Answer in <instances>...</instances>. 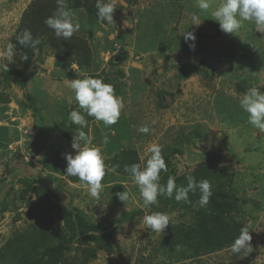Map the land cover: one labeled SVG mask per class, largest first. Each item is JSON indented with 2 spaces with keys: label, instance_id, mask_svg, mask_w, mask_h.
<instances>
[{
  "label": "rangeland",
  "instance_id": "1",
  "mask_svg": "<svg viewBox=\"0 0 264 264\" xmlns=\"http://www.w3.org/2000/svg\"><path fill=\"white\" fill-rule=\"evenodd\" d=\"M36 1L0 0V53L9 43L16 44L22 25L30 23L38 11ZM218 2L213 0V6ZM95 3L68 0L80 30L65 41L48 27L31 67L23 74L25 89L11 75L26 61L20 58L18 45L12 62L0 56V64L8 67V71L0 69V250L10 241L14 244L6 249L8 257L21 260L18 255L30 247L43 250L63 242L54 264H264V132L248 123L237 100L249 87L264 91V33L250 22L237 35L224 33L211 11L198 8L197 0H113L114 24L102 26ZM40 4L46 8L40 16L43 20L57 7L56 0H40ZM193 14L199 16V25H191ZM185 32L194 33V48L192 41H185ZM83 41L90 49L85 57L68 48ZM180 71L187 77L182 78ZM85 76L102 77L118 94L125 92L121 97L127 107L115 127L106 128L93 117H85L91 122L87 134L100 147L105 164L119 166L104 177L99 200L88 195L78 178L65 175V155L75 156L77 150L57 126H71L69 113L77 107L67 81ZM160 92L172 96L165 103L159 99ZM26 94L41 110V124ZM28 115L33 118L30 125L19 128ZM142 124L151 128L149 134L137 132ZM105 136L107 144L102 142ZM152 143L163 146L168 167L167 173L161 172V184L173 176L178 187L186 186L182 178L199 165L207 166L213 153L226 157L208 181L212 193L236 195L235 209L229 215L240 217L248 229L250 252L233 253L226 246L182 258L180 252L188 253L190 248L180 242L179 233L171 235L196 223L199 197H193L191 204L158 197L159 205L151 211L169 214L172 223L161 234L144 228L143 216L149 210L142 207L130 174L120 167L127 159L130 164L141 163ZM173 149L175 158L168 160ZM127 152L131 153L128 157ZM45 177L67 194L64 200L42 193L38 186ZM123 191L129 193L127 202L116 195ZM41 203L51 214V225L44 223L43 213L35 217L30 213V208ZM70 209L82 210L93 223L115 225V230L102 241L85 240L74 234L67 216ZM131 211L138 212L131 219L122 217Z\"/></svg>",
  "mask_w": 264,
  "mask_h": 264
},
{
  "label": "clouds",
  "instance_id": "2",
  "mask_svg": "<svg viewBox=\"0 0 264 264\" xmlns=\"http://www.w3.org/2000/svg\"><path fill=\"white\" fill-rule=\"evenodd\" d=\"M56 10L48 16L44 23L54 31L57 38L68 41L80 30V22L75 12L68 7V0H56ZM198 8L202 12L211 11L212 19L219 22L221 31L237 35L245 22L255 25V30L264 33V0H219L213 6V0H197ZM96 15L102 26L114 24L113 13L116 9L113 0H96ZM193 23L199 25L201 22L197 14L191 16ZM185 41H192L190 47L194 48L195 35L192 32L183 33ZM42 43L40 37H33L30 30L25 29L16 37V44L23 48L38 49ZM16 44L9 43L5 52L0 53L8 62L13 61L16 55ZM22 60L28 56L20 53ZM0 69L8 71L7 64H0ZM67 86L73 93L77 107L70 111L69 120L80 128L76 131L78 135L73 137L72 148L77 150L76 155L66 154L67 167L65 175L77 177L88 195L99 200L100 193L104 189L102 183L106 174L115 173L118 165L108 167L100 147L92 143V137L82 129L88 126L86 116L93 117L95 121L102 122L104 127L110 128L116 124L124 108L122 97L116 95L112 83L104 82L102 77L85 76L84 78L69 79ZM238 104L243 112L247 113L248 123L260 132H264V91L258 87H249L242 94L237 96ZM137 132L149 134L151 128L147 124L137 127ZM102 142L107 144V136ZM163 146L152 143L145 149L141 163L125 165L124 171L130 174L132 182L138 186L142 207L147 209L143 216L144 228L151 232L161 234L172 223V218L167 213L151 211L153 205H159L158 197L164 196L168 199H175L176 202L192 203L189 193L193 195L199 192L198 206L207 207L212 196V185L207 179L199 181L188 174L186 186H177L175 177L169 176L166 184L160 183L161 172L167 173L168 167L162 155ZM145 157H147L145 159ZM119 200L127 202L129 193L123 191L116 194ZM252 237L246 227H242L238 237L229 245L233 253H248L251 251ZM180 245L176 246L179 251Z\"/></svg>",
  "mask_w": 264,
  "mask_h": 264
},
{
  "label": "trees",
  "instance_id": "3",
  "mask_svg": "<svg viewBox=\"0 0 264 264\" xmlns=\"http://www.w3.org/2000/svg\"><path fill=\"white\" fill-rule=\"evenodd\" d=\"M34 6L38 7V11L34 12V15H32L30 23L28 20V23H25L22 25L19 34L23 32V30L28 29L31 30V33L33 37H40L41 39L43 36H45L46 32L48 31V27L44 23V20L40 17L42 13L45 14L46 8H42V4H40V0L34 2ZM29 13V11H28ZM27 13V14H28ZM36 31H40V35L38 36L36 34ZM18 34V35H19ZM43 35V36H42ZM73 43V42H71ZM59 44V43H56ZM18 45V44H17ZM21 52H24L28 59L25 61V65L20 70H14L11 72V75H14L18 84L25 89L26 88V81L23 77V74L28 70V68L31 67L33 62V55L37 51H33L32 53L28 52L31 50V48H23L22 46L18 45ZM76 47V48H74ZM69 49L76 50V53H80L82 56H87L90 53V49L88 44H85L83 41L82 43H79L77 45L75 44H69ZM115 62L114 59H112L111 63ZM181 77L185 78L187 75L183 73V71H180ZM118 89L116 91V94H118ZM168 93H159L160 100H164L163 96ZM172 96V94H170ZM26 98L29 102V106L32 109L34 116L36 117V121L38 124H41L43 121L40 109L36 106L34 103V99L26 94ZM164 102V101H163ZM166 103V102H165ZM161 105H163L161 103ZM164 106V105H163ZM70 109V108H69ZM59 129H61L64 134L69 137V139L73 140V137L78 135L76 132L79 127H77L74 124H71V126H65L63 123H59L57 125ZM84 132L87 130L84 129ZM195 138H197L195 136ZM131 154L127 152L125 155ZM176 154V150L173 149L169 156H167L168 160L174 159ZM130 155H127V157ZM137 161H133L131 164H134ZM130 164V159L125 160L121 164V170L125 168V165ZM130 164V165H131ZM215 169L208 168L205 165H199L197 171L192 173L197 181L201 179H208V177L215 173ZM219 177V176H218ZM72 179H77V177H72ZM40 182V181H39ZM182 182L187 183L186 178H182ZM39 189L42 191V193L48 197L49 199H53L51 195L44 192L40 185L38 186ZM199 192L197 191L196 194L189 193L190 200L192 201L193 197H199ZM161 198H165L164 196H161ZM237 201V197L234 193H227V192H219L214 191L210 198L209 204L207 207H198V218L196 219V223L193 226H188L186 230H177L172 233L171 236H174V234H178V238L180 239V242L183 244H187L190 248V252L185 253L184 251L180 252V255L182 258H186L188 256H198L203 253H210L213 251H217L218 249H221L223 247L231 245L236 236V231L240 230L242 226V219L238 216H230L229 212H231L233 209H235V204ZM191 204V203H189ZM69 213H67L68 218L70 219L74 234L78 235L80 234L82 238L85 240L91 241V242H99L106 238H108L112 232L115 230V225H107L103 226L102 224L93 223L90 221L84 212L80 209H70L68 210ZM138 211H131L126 212L122 215V217L126 219L133 218ZM30 213L32 216H37L38 213H43L45 215V224L51 225L53 222V219L51 217L50 212L48 209H46V204L41 203L38 208H30ZM77 227V229H76ZM10 242V241H9ZM7 243L4 245V247L0 250V264H54L58 259L59 255L62 253V247L64 246L63 242L56 246L52 247H46L43 250H34V248L30 247L27 251H21V253L18 255L21 260L19 259H13L12 257H8L9 254L6 249H9L10 246H13L14 243ZM24 247L21 249L23 250ZM10 258V259H9ZM55 258V260H54ZM189 258V257H188ZM49 260L52 262L49 263ZM54 260V261H53Z\"/></svg>",
  "mask_w": 264,
  "mask_h": 264
},
{
  "label": "water",
  "instance_id": "4",
  "mask_svg": "<svg viewBox=\"0 0 264 264\" xmlns=\"http://www.w3.org/2000/svg\"><path fill=\"white\" fill-rule=\"evenodd\" d=\"M123 54L125 53L123 52ZM69 75H72V73H69ZM225 161H226L225 156H219L216 153H213L211 158L206 161V165L211 169H217L219 165ZM39 185L44 192L51 195V197H53L57 201H62L67 196V194L64 191L54 187L51 179L48 177L41 179Z\"/></svg>",
  "mask_w": 264,
  "mask_h": 264
},
{
  "label": "crops",
  "instance_id": "5",
  "mask_svg": "<svg viewBox=\"0 0 264 264\" xmlns=\"http://www.w3.org/2000/svg\"><path fill=\"white\" fill-rule=\"evenodd\" d=\"M144 81V80H143ZM22 88V87H21ZM131 94H132V96H134L135 95V92L134 91H132V92H130ZM123 94H125V92H122V94L121 93H119L118 95H120V97L121 96H123ZM136 94L138 95V91L136 92ZM141 97V96H140ZM160 99V98H159ZM140 100V99H139ZM129 107V106H128ZM126 103H124V108L122 109V111L124 110V111H126ZM40 112H41V110H40ZM123 113H126L125 114V116H127V117H129L130 116V114H127V112H123ZM32 114L34 115V113H33V111H32ZM35 117V116H34ZM87 117V116H86ZM15 118H17V117H15ZM122 118V117H121ZM33 120V118H32V116H30V115H28V118H26L25 119V122H23L22 120H21V124H19V125H17L19 128H24V126H25V124H29L30 123V121H32ZM35 120H36V117H35ZM95 120V119H94ZM20 123V122H19ZM89 123V125L87 126V127H85L84 129H88L85 133L87 134V132L89 133V129H90V127H91V122H88ZM30 125V124H29ZM115 125V124H114ZM113 125V127H115ZM26 127V126H25ZM79 127V126H78ZM93 127V126H92ZM112 127V128H113ZM27 128H29V127H27ZM80 128V127H79ZM114 129V128H113ZM31 131L28 129V133H30ZM94 133H95V130H94ZM93 133V134H94ZM91 136V135H90Z\"/></svg>",
  "mask_w": 264,
  "mask_h": 264
},
{
  "label": "flooded vegetation",
  "instance_id": "6",
  "mask_svg": "<svg viewBox=\"0 0 264 264\" xmlns=\"http://www.w3.org/2000/svg\"><path fill=\"white\" fill-rule=\"evenodd\" d=\"M168 97H169V98H168ZM170 97H171L170 95H168V94H165V95L163 96V99H164L163 101L165 102V99H166V100H169V99H170Z\"/></svg>",
  "mask_w": 264,
  "mask_h": 264
}]
</instances>
